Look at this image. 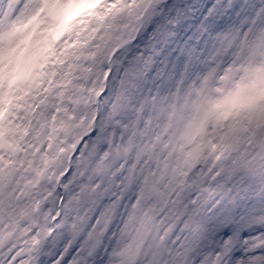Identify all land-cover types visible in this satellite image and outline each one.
<instances>
[{
  "label": "snow or ice",
  "instance_id": "1",
  "mask_svg": "<svg viewBox=\"0 0 264 264\" xmlns=\"http://www.w3.org/2000/svg\"><path fill=\"white\" fill-rule=\"evenodd\" d=\"M0 264H264V0H0Z\"/></svg>",
  "mask_w": 264,
  "mask_h": 264
}]
</instances>
